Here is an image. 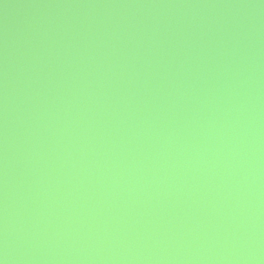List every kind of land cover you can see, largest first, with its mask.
I'll return each mask as SVG.
<instances>
[{"label": "water", "instance_id": "water-1", "mask_svg": "<svg viewBox=\"0 0 264 264\" xmlns=\"http://www.w3.org/2000/svg\"><path fill=\"white\" fill-rule=\"evenodd\" d=\"M0 264H264V0H0Z\"/></svg>", "mask_w": 264, "mask_h": 264}]
</instances>
